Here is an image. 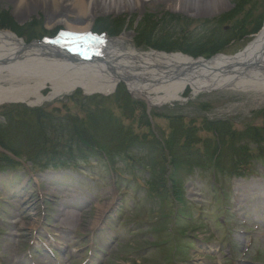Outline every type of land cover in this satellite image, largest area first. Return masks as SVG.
Listing matches in <instances>:
<instances>
[{
    "label": "rangeland",
    "instance_id": "1",
    "mask_svg": "<svg viewBox=\"0 0 264 264\" xmlns=\"http://www.w3.org/2000/svg\"><path fill=\"white\" fill-rule=\"evenodd\" d=\"M45 1L46 4L42 0H29L31 5H25L19 0H0V11L25 29L26 41L34 37H56L70 32V27H87L94 31L96 21L101 18H134V26L124 29L118 35H125L122 45L128 48L130 45L135 47L137 22L149 13L158 16L174 14L179 17L183 22L166 27L172 37H177L189 33L187 28L199 29V20L219 16L230 9L235 0L205 4L202 9L206 10L202 12L196 11V8L188 11L189 0L184 1L185 5L181 0H145V4L138 5L122 0H107L106 4L100 5L93 0V4L100 6L92 9L91 1L89 12L81 15L75 12L70 2L62 0L60 3L64 4V9L62 7L58 12L55 7H51L50 0ZM260 2L258 8L262 11L264 0ZM158 26L164 29V26ZM157 28L148 33L156 35ZM118 36L106 34L109 38ZM237 43L238 41L233 45ZM230 48L231 46L227 51ZM3 81L5 80L0 82L2 85H9ZM49 91L48 88L45 89L44 94ZM81 93L84 95L82 91ZM184 96L189 97V92L186 91ZM258 97L253 92L223 90L201 95L191 106H199L200 109V105L208 102L214 108L211 117H232L241 127L248 123H261L255 112L264 102L258 103ZM59 99L61 98L45 103L54 108L61 104ZM103 105L120 116V109L116 106L106 103ZM189 109L191 108L187 105L175 102L171 110L163 109L159 112L185 114ZM156 123L164 128L169 124L167 120L159 118ZM108 140L109 137H105L104 143ZM25 161L21 166H13L0 172V264L264 263V226L257 220L258 215L264 216V178L258 173L257 177L233 181L234 198L231 200V207L235 215L223 213L226 219H234L232 228L219 232L216 228L219 225L216 210L211 214L212 218L208 215V224L212 230L197 232L198 240L195 245L194 239H188V234L181 230L183 226L159 212L158 205L144 198L141 179L135 188H131L129 182L125 181L122 186L129 190L118 189L108 167L94 166L93 160L91 164L81 160L75 164L67 156H60L38 164L29 159ZM186 190L188 197L205 201L192 182L188 181ZM167 206L170 207L166 204L165 209L169 210ZM203 207L207 211L211 210L207 205ZM188 208L189 206L187 210ZM61 209L63 211L59 216ZM185 229L188 233L189 230L194 231L189 225ZM48 235L57 240H54L57 246L71 247L51 253L48 251L52 259L41 250L49 243ZM101 249L103 253L99 251ZM97 250L99 252L94 255Z\"/></svg>",
    "mask_w": 264,
    "mask_h": 264
},
{
    "label": "trees",
    "instance_id": "2",
    "mask_svg": "<svg viewBox=\"0 0 264 264\" xmlns=\"http://www.w3.org/2000/svg\"><path fill=\"white\" fill-rule=\"evenodd\" d=\"M255 18L252 21L253 18L246 15L234 23L237 27H233L232 30H237L239 37L257 31L261 26L262 17ZM222 21L219 23L226 22ZM123 23L124 20L120 18L111 22L100 19L97 29L118 33ZM149 26L151 25L142 30V34L138 37L139 42L141 36L151 28ZM0 28H12L20 34L25 36L27 34L24 28L19 27L2 11H0ZM142 40L141 44L144 43L146 46L195 53L194 48L189 44V38L167 40L154 34H147ZM228 42L211 36L210 42L201 43L200 47L215 51L223 48V43ZM108 101L114 102L131 124L124 125L120 118L113 114L111 108L103 105ZM68 102L70 103H63L62 107L54 108L50 105L35 108L22 104L2 106L0 145L15 157L0 151V170L20 165L17 158L33 160L34 164H38L53 155L60 154L73 156L76 159L97 157L99 162H108V166L120 176L125 172L132 177L138 176L139 173L148 174L150 195H157L172 206L178 224L189 225V208L187 210L189 202L182 187V174L185 170H189V162L193 156L189 154V147L194 143L192 135L189 134V120L181 114L166 115L170 120L172 131L168 138L160 140L150 128L144 102L133 100L123 86L119 87L115 97L104 98L99 95L83 97L74 94L68 98ZM73 107L76 109L73 110ZM133 125H137L139 130ZM210 126L217 133L214 148L218 149L226 126L221 123H211ZM244 134L264 139V127L248 128ZM107 136L109 140L104 143ZM230 137L233 142L234 135ZM225 156L226 153L221 151L219 159ZM222 166L219 165L221 170H223Z\"/></svg>",
    "mask_w": 264,
    "mask_h": 264
},
{
    "label": "bare ground",
    "instance_id": "3",
    "mask_svg": "<svg viewBox=\"0 0 264 264\" xmlns=\"http://www.w3.org/2000/svg\"><path fill=\"white\" fill-rule=\"evenodd\" d=\"M42 1L43 4H46L45 0ZM61 1L50 0L51 7H55V10L60 12L64 5L60 3ZM63 1L70 2L75 12L80 15L89 12L91 1L94 10L107 2V0H94L100 4L95 5L93 0ZM122 1L134 2L137 5L147 2L145 0ZM184 1L181 0L183 5H185ZM219 1L189 0L187 10L193 11L196 8V11L202 12L206 10L202 9L205 4H214ZM19 2L25 3V5L30 4L29 0H19ZM69 30L81 32V41L86 39L87 44L97 47L96 50L84 51L85 53H82L84 58L81 60L77 55L82 49L73 48L67 38L64 39L65 45L59 41H53L50 43V49L43 50L44 48L38 47L27 48L23 45L22 40L16 38L11 32L0 31V47L9 51L8 53L17 50L18 53L14 55V63L26 70H18L10 65L7 67V70L14 72L13 74L20 73L22 79H16L19 83L18 86L0 87V104L23 97H27V101L38 103L49 98L64 96L77 87H81L86 92L100 91L108 94L115 89L120 81H124L134 93L149 100L152 91L163 90L166 94L158 95L157 101L171 102L173 98L182 99L184 90L189 89L190 73L197 74L199 71L205 70L213 72V78L211 75H204L201 78L203 80L194 82V92L230 86L240 91L257 94L259 96L258 103L264 101V30L257 33L238 54L229 57L218 56L211 61H199L187 55L159 51L140 52L131 46L124 48L122 44L125 35L106 39L94 36L91 29L87 27H70ZM242 63H250L252 69L257 70L245 73L236 69L235 66L232 68L233 70H224V67L231 64ZM5 73L4 69L0 79L6 80ZM207 79H211V81ZM193 81L194 79L190 80V83ZM47 88L50 91L44 94V90Z\"/></svg>",
    "mask_w": 264,
    "mask_h": 264
},
{
    "label": "water",
    "instance_id": "4",
    "mask_svg": "<svg viewBox=\"0 0 264 264\" xmlns=\"http://www.w3.org/2000/svg\"><path fill=\"white\" fill-rule=\"evenodd\" d=\"M54 40L52 39H43V40H34L32 42H30L29 44H23L24 46H26L27 48H33V47H38V48H44L43 50H46V48L50 49V43H52ZM9 51H6L4 50V48L0 47V71L2 72L4 69L7 73V76L5 77V81H8L10 83L9 86L11 85H14V86H18L17 84L18 83V80L16 79H22V76L20 73H16V74H13L14 72L11 71V70H7V67L10 65V66H14L16 67L18 70H22V71H26L25 69H23L22 67H19V65L15 64L14 61H15V57L14 55H16L18 53V51H14L12 53H8ZM2 54V55H1ZM23 54V53H22ZM78 58H81L83 57V54L80 52L78 55H77ZM244 65V68H249L251 66V64H243ZM1 72H0V76L1 75ZM17 72V71H15ZM29 72V71H27ZM12 75H14V77H12ZM3 79H0V82L2 81ZM4 82V81H3ZM9 86H4L0 83V87H4V88H8ZM6 102V101H4ZM4 102H1V103H4ZM7 102H22V103H27L28 105H36L35 103H30V102H27V97H23V98H19V99H15V100H10V101H7Z\"/></svg>",
    "mask_w": 264,
    "mask_h": 264
}]
</instances>
